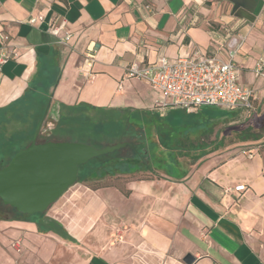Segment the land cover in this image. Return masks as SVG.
Here are the masks:
<instances>
[{
    "label": "crops",
    "instance_id": "0c3cea01",
    "mask_svg": "<svg viewBox=\"0 0 264 264\" xmlns=\"http://www.w3.org/2000/svg\"><path fill=\"white\" fill-rule=\"evenodd\" d=\"M38 16L44 20L29 23ZM231 39H243L239 84L264 107V79L254 74L264 59V0H0V53L10 55L0 65V115L8 130L34 132L25 116L36 114L44 89V117L69 130L93 112L149 115L162 96L128 79L129 65L196 52L227 60ZM262 143L179 157L174 176L165 158L147 152L148 161L159 159L147 171L156 178L135 179L142 171L133 170L102 179L125 178L128 195L76 183L46 213L67 238L40 232L33 220H0V264H187L188 255L192 264H264ZM240 185L246 190L236 192Z\"/></svg>",
    "mask_w": 264,
    "mask_h": 264
},
{
    "label": "rangeland",
    "instance_id": "374dc122",
    "mask_svg": "<svg viewBox=\"0 0 264 264\" xmlns=\"http://www.w3.org/2000/svg\"><path fill=\"white\" fill-rule=\"evenodd\" d=\"M54 79V78H52ZM51 81L45 82V88ZM46 89L42 91V102L35 110L36 114L26 115L28 126H37L33 132L24 128L8 130L9 125L3 122L4 116L0 115V167H5L13 156L27 146V140L36 135L44 114L47 111L48 96ZM170 104V100H167ZM34 119V120H33ZM264 119L263 103L256 100L254 110L249 113L242 110H221L217 108H201L195 114H187L184 110L168 106L164 111H155L149 115L121 114L93 112L86 120L79 119L73 122L75 128L69 130L62 128L63 124H55L52 117L46 116L38 136L40 142L60 141L89 144L95 148L104 147L106 144L114 146L117 142H127L134 145L135 150L143 153L159 155L164 160L166 151L161 146L181 143L189 146L203 145L205 148L198 152H212L237 147L241 142L243 132L249 127L259 132ZM35 121V122H34ZM206 122V126L203 125ZM138 125L128 128V125ZM26 126V125H25ZM9 134L7 135L6 133ZM6 134V135H5ZM8 136V138H7ZM161 144V146H160ZM264 145V137L263 143ZM245 148V147H240ZM115 156H131L129 149L115 151ZM154 158L151 159L152 163ZM159 160V159H156ZM155 160V161H156ZM188 163V158H180ZM159 163V162H158ZM81 170L79 174H81ZM158 172L137 173L133 177L138 180L156 178ZM125 178L114 180L112 184L122 188ZM78 183V182H77ZM93 184V183H92ZM94 185V184H93Z\"/></svg>",
    "mask_w": 264,
    "mask_h": 264
},
{
    "label": "built area",
    "instance_id": "2783aa9c",
    "mask_svg": "<svg viewBox=\"0 0 264 264\" xmlns=\"http://www.w3.org/2000/svg\"><path fill=\"white\" fill-rule=\"evenodd\" d=\"M44 17H32L30 24L42 22ZM63 25L51 26L50 32L58 37ZM71 35L67 33L61 42H68ZM5 41L8 37L4 38ZM243 39H231L228 43L227 60L213 56L201 55L199 52L186 55L177 60L162 56L153 65L140 66L133 63L126 70L128 79L136 78L147 82L156 89L162 99L156 104V111H164L171 106L184 110L187 114H195L201 108H217L221 110H254V91L239 84V66L236 56L242 46ZM93 59V55L88 56ZM10 55L0 53V65L6 63ZM254 74L264 79V59L257 63ZM170 100V104L167 103ZM236 192L246 190L244 185L235 187Z\"/></svg>",
    "mask_w": 264,
    "mask_h": 264
},
{
    "label": "water",
    "instance_id": "95a60500",
    "mask_svg": "<svg viewBox=\"0 0 264 264\" xmlns=\"http://www.w3.org/2000/svg\"><path fill=\"white\" fill-rule=\"evenodd\" d=\"M45 117L31 144L0 168V200L22 215L47 213L78 182L81 166L127 145L120 143L98 149L85 143H42L38 136ZM185 262L192 264L194 258L188 255Z\"/></svg>",
    "mask_w": 264,
    "mask_h": 264
},
{
    "label": "trees",
    "instance_id": "16d2710c",
    "mask_svg": "<svg viewBox=\"0 0 264 264\" xmlns=\"http://www.w3.org/2000/svg\"><path fill=\"white\" fill-rule=\"evenodd\" d=\"M205 126L206 122L203 127ZM263 137L264 125L262 123L259 132H255L252 128L248 127L245 132H243V136L240 141H258ZM161 148L166 151L164 160L165 171L171 176L177 175L174 171V165L178 163L179 157H194L193 160L195 161L206 154L205 151L195 154V152H198V149L202 151L205 146L199 144H190L189 146H186V144L181 143V141L177 144H173V146L164 145L161 146ZM130 150L132 151L131 156L119 157L115 156V152H113L92 159L87 164L80 167V170L82 172L81 174H79L78 183H88L89 187L93 189H97L98 187L103 185H114L112 184V182H103L102 179H104V177L106 176L113 177L118 174H131L133 170L138 172H147L148 170H150L152 164L156 163V161L150 163L151 161H148V159H146L145 153L139 150H135L134 148ZM187 173L188 172L181 173L180 175L178 174L177 178L184 177L185 175H187ZM151 179L153 178L142 180ZM91 182H94V185ZM120 189L125 195H128V192L125 191L123 187ZM13 219L33 220L37 223L40 232L54 231L67 238V236L57 228L58 225L55 222L46 218V213L37 214L34 216L22 215L16 212V210H14L13 208L5 206L0 200V220Z\"/></svg>",
    "mask_w": 264,
    "mask_h": 264
}]
</instances>
